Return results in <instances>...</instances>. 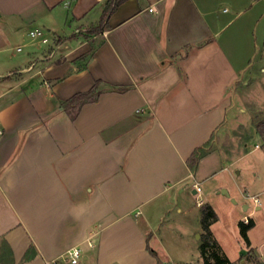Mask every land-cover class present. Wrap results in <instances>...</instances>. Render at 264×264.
<instances>
[{
    "label": "crops",
    "instance_id": "obj_1",
    "mask_svg": "<svg viewBox=\"0 0 264 264\" xmlns=\"http://www.w3.org/2000/svg\"><path fill=\"white\" fill-rule=\"evenodd\" d=\"M106 2L0 0V242L15 264H49L76 245L79 264H157L152 223L173 202L191 213L195 195L198 208L212 202L226 251L216 229L226 227L220 207L236 212L220 192L230 153L259 138L249 152L264 157L257 129L232 135L247 115L236 86L264 46V0H125L103 33L84 37ZM96 80L112 88L74 119L60 108ZM258 197L249 215L264 209ZM249 215L232 219L239 227ZM248 235L226 256L264 264V216Z\"/></svg>",
    "mask_w": 264,
    "mask_h": 264
},
{
    "label": "rangeland",
    "instance_id": "obj_2",
    "mask_svg": "<svg viewBox=\"0 0 264 264\" xmlns=\"http://www.w3.org/2000/svg\"><path fill=\"white\" fill-rule=\"evenodd\" d=\"M80 31L83 33L85 32V30ZM100 40L101 37L98 36L96 41L98 42ZM256 56V61L244 72L241 82L236 86L239 93L237 113H241L240 109H243V112L247 113V115L240 114V118L237 120L236 130L232 132V135L235 133L237 136L242 135L245 137L249 131L252 132V130L254 131L255 129L259 131L261 128H264V46L258 48ZM260 136L264 140V137L262 135ZM256 141H259V138L251 140L247 147L237 148L238 150H233L230 153V156H234L228 163L232 175L229 174V179L227 178L228 185L223 188L229 190L231 197L229 198L224 195L222 197L229 199V207L236 209L237 213L241 209L243 213L249 215V213L255 209L257 205H255L250 196L258 195L264 198V194L258 192L264 188L263 149L249 152L254 148ZM261 146L264 147V143ZM227 175L220 174L219 179H223V177L225 178ZM242 193H246L247 196H249L245 202H242L240 199ZM197 198V195H195L191 201H188V204L194 208L191 213L187 214L186 212L177 211L176 202H173L170 208L152 223L154 231L150 229V233L153 235L154 232L158 237L155 246L157 247V253L163 264L204 263L203 259L201 260L202 255L200 249V245L202 244V233L204 231L202 225V210L201 207H197ZM234 200H236V202L238 201L237 204L234 203ZM206 201L205 203L211 202L210 200ZM223 204L226 205V203ZM245 204L249 205L247 210L244 209ZM220 208L222 221L226 223V227L224 229L222 228V230L217 227V234L220 238L224 235L222 240H224L226 248H228L233 256L236 249L238 250L241 246L247 247L248 244L242 235L240 224L239 227H237L232 219V214L236 212L233 210L226 211L225 206ZM249 216L250 218H248L246 222H248L249 219H253V221L263 219L264 209L256 214H250ZM196 225H199L197 229L195 228ZM228 250L226 251L228 252ZM226 251L223 248L222 252L225 255ZM168 258L171 260H168ZM244 258L245 256L243 259ZM243 259L230 260L233 261L234 264H239ZM0 264H15L10 248L4 242H0ZM244 264L257 263L256 261H251Z\"/></svg>",
    "mask_w": 264,
    "mask_h": 264
},
{
    "label": "trees",
    "instance_id": "obj_3",
    "mask_svg": "<svg viewBox=\"0 0 264 264\" xmlns=\"http://www.w3.org/2000/svg\"><path fill=\"white\" fill-rule=\"evenodd\" d=\"M125 0H107L102 17L100 22L89 28L87 31L83 33L84 37H89L91 35H98L103 33L106 28L109 27L108 20L112 13L118 8V6L124 2ZM76 34H72L71 37H75ZM61 38L60 40H63ZM112 87L107 86L102 80H96L93 87L86 92H78L74 94L71 98L60 101V108L66 111L71 118H76L79 114L82 106L85 103L97 101L99 99L100 94ZM125 87H118V90H124ZM264 126V125H263ZM259 134L264 137V128L260 129ZM207 151L203 146H200L195 149L192 155L188 159V165L191 169H195L200 161L201 157L205 155ZM202 210V225H203V233H202V244L200 245L201 255L203 262L205 264H234L223 252L221 246L216 239L215 235L211 230V225L218 220L219 216L215 211L214 207L210 203H203L201 205ZM240 228L243 237L246 239L248 246H250V239L248 236V230L254 225L253 219H249L248 222L240 221ZM151 233L147 235V248L148 250L154 253L150 245ZM33 245L30 246L28 252L25 254L23 260H28L32 258L33 255ZM254 251L251 248L249 250V254H252ZM157 264H163L160 259H158Z\"/></svg>",
    "mask_w": 264,
    "mask_h": 264
},
{
    "label": "built area",
    "instance_id": "obj_4",
    "mask_svg": "<svg viewBox=\"0 0 264 264\" xmlns=\"http://www.w3.org/2000/svg\"><path fill=\"white\" fill-rule=\"evenodd\" d=\"M30 35L33 39H44L45 38V31L42 28H35L30 30ZM197 191L200 192L201 187L196 184ZM253 202L257 205L261 203V200L258 196L251 197ZM202 201H200L201 203ZM84 257V250L83 247L80 245L73 246L69 248L63 255L58 258L52 259L49 261V264H79L82 258Z\"/></svg>",
    "mask_w": 264,
    "mask_h": 264
},
{
    "label": "water",
    "instance_id": "obj_5",
    "mask_svg": "<svg viewBox=\"0 0 264 264\" xmlns=\"http://www.w3.org/2000/svg\"><path fill=\"white\" fill-rule=\"evenodd\" d=\"M220 192H222V193H224V194H226V195H230V192H229V190L227 189V188H222L221 190H220ZM234 201H236V200H234ZM247 207H248V205H244V208L245 209H247ZM202 264H205V263H202Z\"/></svg>",
    "mask_w": 264,
    "mask_h": 264
}]
</instances>
